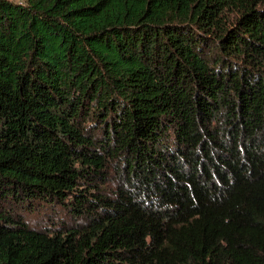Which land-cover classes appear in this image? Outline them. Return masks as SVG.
I'll use <instances>...</instances> for the list:
<instances>
[{"label": "trees", "instance_id": "trees-1", "mask_svg": "<svg viewBox=\"0 0 264 264\" xmlns=\"http://www.w3.org/2000/svg\"><path fill=\"white\" fill-rule=\"evenodd\" d=\"M0 264H264V0H0Z\"/></svg>", "mask_w": 264, "mask_h": 264}, {"label": "rangeland", "instance_id": "rangeland-1", "mask_svg": "<svg viewBox=\"0 0 264 264\" xmlns=\"http://www.w3.org/2000/svg\"><path fill=\"white\" fill-rule=\"evenodd\" d=\"M12 1H14L16 3H24L25 2V0H12ZM45 209H41V212L38 213V215H33V217L31 218L32 219L31 223H33V224L38 223L39 225H43V226H51L53 224V222L52 221L50 222L49 218H53L57 222L58 221L57 217H62L63 216V215H60V214H57L58 215L57 216V215L53 214L52 211H50V210L47 211Z\"/></svg>", "mask_w": 264, "mask_h": 264}]
</instances>
